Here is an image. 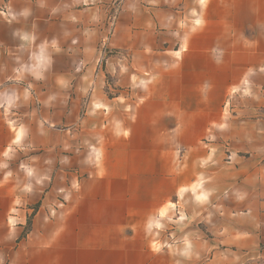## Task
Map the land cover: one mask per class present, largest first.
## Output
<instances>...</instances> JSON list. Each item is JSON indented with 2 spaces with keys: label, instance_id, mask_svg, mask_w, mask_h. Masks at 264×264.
I'll list each match as a JSON object with an SVG mask.
<instances>
[{
  "label": "crops",
  "instance_id": "crops-1",
  "mask_svg": "<svg viewBox=\"0 0 264 264\" xmlns=\"http://www.w3.org/2000/svg\"><path fill=\"white\" fill-rule=\"evenodd\" d=\"M113 1L0 0V264H264V0H123L99 67Z\"/></svg>",
  "mask_w": 264,
  "mask_h": 264
},
{
  "label": "rangeland",
  "instance_id": "rangeland-1",
  "mask_svg": "<svg viewBox=\"0 0 264 264\" xmlns=\"http://www.w3.org/2000/svg\"><path fill=\"white\" fill-rule=\"evenodd\" d=\"M123 0H114L113 3L108 6L104 7L100 12V20L99 22L94 20V23L96 24L94 27H86L84 29V48L85 53L90 52L93 50V53L95 55H101L98 66L104 67L106 65V57L108 55H123L122 51H119L113 47V36L115 34L116 26H117V20L118 16L122 7ZM255 2V0H243L244 5V17L246 19V16L248 14V11L251 9L252 3ZM262 4V3H260ZM248 10V11H246ZM263 29H258V32L254 30L252 27H247L245 29V42H250L256 35H261L263 33ZM254 34V35H253ZM225 110L228 115L235 114L234 108L231 105L226 104ZM227 149V155L228 160L231 161V146L229 144L226 145ZM25 210V209H24ZM27 210V209H26ZM33 210V209H32ZM35 210V209H34ZM177 210L173 209V213L167 215L163 214L161 217H159V221L155 224L153 228V238H155L154 233H159V236L161 233L168 238L171 237L172 232L178 233V229H182L186 226V224L189 222L188 219L185 217L186 211L183 209L181 217L183 220H181L180 226L178 227V219H177ZM11 220H9V223L11 225ZM25 225V233L27 232L29 228V221L24 220ZM182 222L186 223L185 225L182 224ZM23 237V235H22ZM156 240L154 239L153 243L155 244ZM160 245V244H159ZM156 246V245H155Z\"/></svg>",
  "mask_w": 264,
  "mask_h": 264
}]
</instances>
